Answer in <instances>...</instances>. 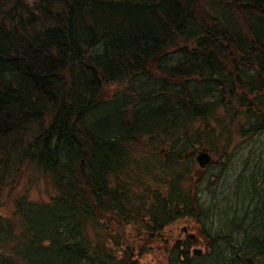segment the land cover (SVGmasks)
Here are the masks:
<instances>
[{"label":"trees","instance_id":"16d2710c","mask_svg":"<svg viewBox=\"0 0 264 264\" xmlns=\"http://www.w3.org/2000/svg\"><path fill=\"white\" fill-rule=\"evenodd\" d=\"M263 131L264 0H0V169L19 160L47 174L58 191L49 235H63L78 264L112 260L109 228L93 244L89 224L115 222L122 236L147 218L148 244L175 217L200 221L196 152L228 159L235 136ZM161 147L153 169L169 178L126 187L125 173L147 169L143 152ZM214 241L201 225L172 252L190 264L193 247L211 254ZM19 244L16 264H38ZM133 253L120 263L137 264Z\"/></svg>","mask_w":264,"mask_h":264},{"label":"rangeland","instance_id":"374dc122","mask_svg":"<svg viewBox=\"0 0 264 264\" xmlns=\"http://www.w3.org/2000/svg\"><path fill=\"white\" fill-rule=\"evenodd\" d=\"M215 12L222 18L226 16V12L219 8H215ZM227 18L231 17L227 15ZM221 113L224 115L225 111L221 109ZM146 148L144 146L141 150ZM228 152V159L224 154L212 152L216 157H220V163L225 162L226 166L223 170L221 165L209 166L198 186L199 202L203 209L200 221H196L191 215L175 217L158 230V234L148 244L147 218H144V221L134 220L121 227L122 236H119L115 222L104 221L103 230L99 224H89L87 233L91 236L93 244L104 240V228H109L113 235L106 236L109 248L113 249L110 264H123L120 263L124 257L123 253L131 247L137 264H181L177 259L178 251L172 252L173 246L204 225L208 235L215 238L212 252L207 254L208 250L204 244L193 247L192 249L200 247L203 252H190V264H241L239 254L258 252L259 249L264 252V239L251 238L256 235L264 237V131L253 137L235 136ZM143 155L147 169L137 167L132 173H125L123 182L126 187L134 184L132 179L136 176H141L153 186L162 181L160 176L163 174L169 178L163 171L153 169L156 160L167 156V149L161 147L160 153L155 155L144 151ZM137 157L140 158V155ZM178 162L184 167L187 166L188 160L182 158ZM181 187L184 193L188 192L190 182L184 180ZM57 195L58 191L51 179L34 166L26 163L21 165L19 160H16L5 171L0 169V264H16L17 260L23 261L22 257H18L19 243L24 258L32 259L38 264H78L77 251L67 248L70 244L63 240V235L59 241H55L56 234L49 235L48 232L55 221L54 219L49 224L50 217L54 214L49 205H53L52 197ZM28 222L29 226L33 225L37 231L35 238L33 227L28 229ZM38 231H44L46 234ZM225 235L231 236L232 241H228ZM114 236L119 245L116 244ZM258 257H261V263ZM1 259L8 262H2ZM254 260V264H264L263 255L256 256ZM26 261L19 264H29V261ZM82 264L96 263L91 261Z\"/></svg>","mask_w":264,"mask_h":264},{"label":"water","instance_id":"95a60500","mask_svg":"<svg viewBox=\"0 0 264 264\" xmlns=\"http://www.w3.org/2000/svg\"><path fill=\"white\" fill-rule=\"evenodd\" d=\"M212 158L211 153L207 149H202L196 156L197 162L203 168L212 162ZM194 251L200 253L202 250L196 248ZM259 262L261 263V257H259Z\"/></svg>","mask_w":264,"mask_h":264}]
</instances>
